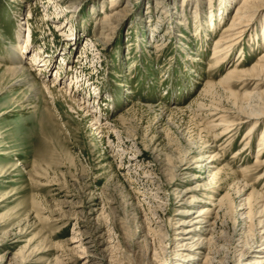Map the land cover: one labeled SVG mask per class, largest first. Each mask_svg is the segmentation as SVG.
<instances>
[{
    "label": "rangeland",
    "instance_id": "obj_1",
    "mask_svg": "<svg viewBox=\"0 0 264 264\" xmlns=\"http://www.w3.org/2000/svg\"><path fill=\"white\" fill-rule=\"evenodd\" d=\"M241 1L0 0V264L260 262L264 118L249 143L215 111L238 123L235 93L264 117V11L215 56ZM190 210H211L196 253Z\"/></svg>",
    "mask_w": 264,
    "mask_h": 264
},
{
    "label": "bare ground",
    "instance_id": "obj_2",
    "mask_svg": "<svg viewBox=\"0 0 264 264\" xmlns=\"http://www.w3.org/2000/svg\"><path fill=\"white\" fill-rule=\"evenodd\" d=\"M117 1L118 0H112V3L116 4ZM224 1L225 2L229 1L230 6L232 7L231 4H233L234 2L236 3L238 0H224ZM115 6H117V5H114V7ZM225 11L226 12L228 11V10H226V7H225ZM263 11H264V0H242L240 6L236 9V13L234 15V19H233L231 25L228 28L224 29V31L221 33V38L217 42V46H216L217 53L215 56L222 54L224 51L226 52L227 50H231L238 43L237 40H238L239 36H242V34L247 29V27L250 25V22H252L251 19L254 16L260 15V13ZM226 12L222 13V14L226 15L227 14ZM120 13H122V12H120ZM154 32H156V31H154ZM260 37L264 40V25L262 27V36H260ZM30 39H31V33H29L28 39H26V45L27 46L30 45ZM220 49H222V51H220ZM228 52L229 51H227V54H228ZM33 60H35V61L39 60L40 61V57L35 56L33 58ZM31 65L36 66V62L32 63ZM7 70H8V68H7ZM257 70L260 72L264 71V56L257 62V64L253 67V69L251 71H257ZM9 71L13 77V80H14L12 86H15V85L19 86L22 84L30 83L29 77L25 76L26 69L24 67H10ZM241 74H245V70L230 72L225 77L224 83L227 84V81H229L230 79H233L234 77L241 76ZM22 77H24V78H22ZM57 79H58V75H56V79L53 82L55 83L56 81H58ZM210 86L211 85H209L208 87H210ZM46 90L50 91V89H48V88ZM248 97H250V95H248ZM232 98H234L233 107H235V109L238 111V113H236V118H238L236 120L238 121V123H235V120L233 121V120L227 119V118H229L228 111L226 110L227 108H216L215 109V111L217 112L216 116H218L217 117L218 122L220 120H221V122L222 121L225 122L223 125L226 128L224 129V127H223L222 129L228 130L230 128L229 133L231 131H233V129L236 126H239L240 124L254 123V125H252V128L249 130L248 137L246 138V140H248V142L250 143L251 140L254 138V134L256 132L255 127L258 125V122L264 117L257 114L259 112V110H257V107L252 106V103H255L256 101L249 99L248 100L249 103H248L247 107H245V106L239 105L241 103L239 100H241V99H240V97L235 95V93H232ZM248 107H250V108H248ZM248 110H249V112H248ZM211 115H213V114H211ZM213 116L215 117V114ZM213 116H211V117H213ZM258 116H261V117H258ZM214 122L216 123L217 120H215ZM212 124H214V123H212ZM213 127H215V126L213 125ZM212 129L214 130V128H212ZM224 130L222 132H224ZM223 135H225V134H223ZM263 137L261 138V141H262V139H264ZM249 143H247V144H249ZM263 145H264V143L260 144V146H263ZM213 147L214 146H212V145L206 146V148H209V149L213 148ZM204 150H205L204 154H207L206 149H204ZM207 158L209 160L207 161V159H206V161L209 164L210 163L216 164L217 161L221 160L218 154L214 155V156H209ZM204 160H205L204 156H200L197 159V162L201 163ZM200 167H203V165H199L197 168H200ZM255 167H257L258 169H262V168L264 169V160L263 161L257 160ZM205 168H207V167H205ZM211 168L217 169L218 166L211 165ZM207 169H209V168H207ZM220 172H221V170L212 172V175L214 177H216V176H218V174ZM237 192H238V195L241 196L242 193L244 194L246 192V189L242 190L241 185H240ZM210 213H211V210H198V211L197 210L196 211L190 210L188 213H186L189 216V219L180 224V228H179V232H178V238H177V240H179V244H180L179 247L181 248L180 250H182L183 252L196 253L197 251H199L201 249L203 250L205 248V246H206L205 240L206 239H202V238L199 239L198 236L205 235V234L210 232V230H208V227H211V225H212L211 220H209L211 217ZM249 218H250V220L254 226H256L260 223H263L262 221L256 220V212L253 210L250 211ZM204 224L206 225V230L203 231L202 227ZM199 232L202 234H200ZM261 250H263V253H261L262 255L260 257V262H258L257 264H264V247Z\"/></svg>",
    "mask_w": 264,
    "mask_h": 264
}]
</instances>
